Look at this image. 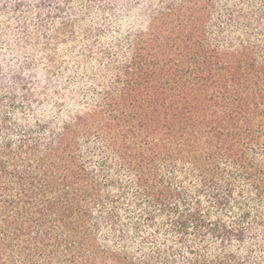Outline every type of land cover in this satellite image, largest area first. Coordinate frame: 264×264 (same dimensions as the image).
<instances>
[{"label": "trees", "instance_id": "trees-1", "mask_svg": "<svg viewBox=\"0 0 264 264\" xmlns=\"http://www.w3.org/2000/svg\"><path fill=\"white\" fill-rule=\"evenodd\" d=\"M0 264H264V0H0Z\"/></svg>", "mask_w": 264, "mask_h": 264}]
</instances>
